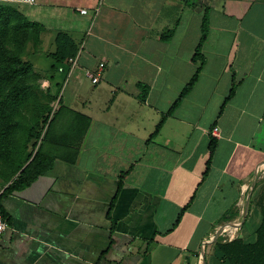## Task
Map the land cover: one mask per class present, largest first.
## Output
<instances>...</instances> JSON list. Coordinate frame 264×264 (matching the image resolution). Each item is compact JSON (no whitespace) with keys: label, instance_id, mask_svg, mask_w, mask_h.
<instances>
[{"label":"crops","instance_id":"crops-1","mask_svg":"<svg viewBox=\"0 0 264 264\" xmlns=\"http://www.w3.org/2000/svg\"><path fill=\"white\" fill-rule=\"evenodd\" d=\"M193 1L0 3V38L8 33L13 49L20 26L42 88L66 101L58 131L74 112L90 118L74 163L58 158L2 199L9 227L0 264H227L209 241L224 223L243 221L249 195L244 223L219 235L255 240L262 214L253 201L264 183V0ZM206 10V62L166 117L196 72ZM27 23L39 25L37 40ZM61 31L79 47L75 65L52 56ZM100 63L94 83L88 73Z\"/></svg>","mask_w":264,"mask_h":264},{"label":"trees","instance_id":"trees-1","mask_svg":"<svg viewBox=\"0 0 264 264\" xmlns=\"http://www.w3.org/2000/svg\"><path fill=\"white\" fill-rule=\"evenodd\" d=\"M189 2V1H188ZM192 4L196 2L192 0ZM2 5L0 4V8ZM208 10L203 15L202 37L193 55L197 69L179 97L166 114L171 115L179 107L185 96L193 89L206 62L202 52L209 32ZM33 27L37 40L39 25ZM6 32L0 38V213L8 220L9 216L1 201L4 197L26 189L48 172L58 158L74 163L78 156L81 139L90 124V118L74 112L66 131H58V121L63 117L65 106L52 111L55 97L42 88V75L35 70L28 58V52L18 38L23 31L19 26L15 33L16 46L10 49ZM172 32L169 34L171 36ZM9 37V36H8ZM13 39V33L12 37ZM79 47L72 37L61 31L56 37V50L52 54L58 62L77 56ZM142 100L148 93L142 85ZM234 89L231 90L230 96ZM229 96V97H230ZM164 118L156 126L150 138L160 132ZM42 128V132L40 129ZM42 134V135H41ZM215 143L210 145V156ZM253 203L260 209L262 221L255 231V240L247 242L243 237L228 239L219 235L215 242L227 264H264V183Z\"/></svg>","mask_w":264,"mask_h":264},{"label":"built area","instance_id":"built-area-1","mask_svg":"<svg viewBox=\"0 0 264 264\" xmlns=\"http://www.w3.org/2000/svg\"><path fill=\"white\" fill-rule=\"evenodd\" d=\"M37 0H0L1 2H19V3H28V4H34L36 3ZM82 13H87V9H81ZM77 56L75 57H70L68 61L72 64L75 65L77 63ZM104 63H100L99 70L96 73L89 72V76L92 78V81L94 83H97L99 81V76L101 70H103ZM262 172H264V168H262ZM9 227L8 220L0 213V237L3 235V233L7 230Z\"/></svg>","mask_w":264,"mask_h":264},{"label":"water","instance_id":"water-1","mask_svg":"<svg viewBox=\"0 0 264 264\" xmlns=\"http://www.w3.org/2000/svg\"><path fill=\"white\" fill-rule=\"evenodd\" d=\"M255 186V183L254 185ZM250 199H251V195H249L248 199H247V205H246V209L244 212V216H243V221L239 224V225H235L233 223H224L221 227H219V229L217 230V234L215 235V237H213V239H211V241H209V243H213L214 241H216L218 235L223 232L225 230V228L227 229V227H235V228H239L245 221V218L247 216L248 213V209H249V205H250Z\"/></svg>","mask_w":264,"mask_h":264},{"label":"rangeland","instance_id":"rangeland-1","mask_svg":"<svg viewBox=\"0 0 264 264\" xmlns=\"http://www.w3.org/2000/svg\"><path fill=\"white\" fill-rule=\"evenodd\" d=\"M12 3V2H11ZM45 64H48L47 62H45ZM66 88H67V86L65 85V88L63 89V91H62V93L64 94L65 92H66ZM61 90V89H60ZM60 92V91H59ZM53 93V92H52ZM68 92H66L65 93V96H66V94H67ZM56 95V96H55ZM55 95H53L54 97H55V99H54V101H53V103L51 104V108H52V111H55L60 105H61V103H60V97L62 96V94H58V93H55ZM59 98V99H58ZM64 101V103L66 102L65 100H63ZM62 101V102H63ZM40 132H42V128L40 129ZM43 133V132H42ZM42 135V134H41ZM262 168H264V165L262 166ZM262 173V175H263V177H264V172H261ZM1 188V187H0ZM225 231H230V229L228 228V229H226L225 228ZM233 230H231V232H232ZM231 234H233V233H231ZM255 236V235H254Z\"/></svg>","mask_w":264,"mask_h":264},{"label":"bare ground","instance_id":"bare-ground-1","mask_svg":"<svg viewBox=\"0 0 264 264\" xmlns=\"http://www.w3.org/2000/svg\"><path fill=\"white\" fill-rule=\"evenodd\" d=\"M217 240V239H216ZM211 241V240H210Z\"/></svg>","mask_w":264,"mask_h":264}]
</instances>
